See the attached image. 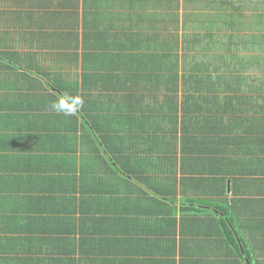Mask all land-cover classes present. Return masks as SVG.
I'll list each match as a JSON object with an SVG mask.
<instances>
[{"label":"trees","instance_id":"1","mask_svg":"<svg viewBox=\"0 0 264 264\" xmlns=\"http://www.w3.org/2000/svg\"><path fill=\"white\" fill-rule=\"evenodd\" d=\"M64 1L52 13L55 30L43 33L49 37L38 47L56 46V53L9 58L0 52V70L7 71L0 73V84H19L20 89L8 84L7 92L25 91L20 102L36 97L42 113L30 109L27 116L42 119L46 133L34 145L28 141L35 138L25 136L21 141L27 148L12 161L0 158V186L16 187L19 176L34 173L21 162L25 155L47 153L57 167L52 180L61 190L78 183L72 158L80 160V167L91 163L100 176L119 171L117 155L125 152L136 166L152 167L140 181L156 198H181L183 221L190 222L191 213L204 215V206L221 214L197 223L211 233H183L186 224L180 218V235L200 237L195 240L201 245L186 253L194 259L183 253L179 264H264V180L249 178L264 176V0H84L81 32L78 12ZM169 28L180 34V46ZM79 59L80 72H72ZM11 101L16 106V100ZM54 101H63L70 114L49 108ZM137 117L151 119L155 126L136 127ZM158 129L166 133L153 136L150 144L138 137ZM176 144L183 173H191L188 165L204 173L224 161L228 175L236 176L234 183L250 180L261 186L258 198L239 199L232 190L227 199L223 188L213 191L206 183L201 192L203 180L179 179ZM143 153L148 157H132ZM156 157L162 164L153 161ZM29 164L37 166V159H29ZM158 165L167 170L156 174ZM239 203L251 219L239 218ZM171 214L161 222L166 231L177 228ZM171 244L174 248V241Z\"/></svg>","mask_w":264,"mask_h":264},{"label":"crops","instance_id":"2","mask_svg":"<svg viewBox=\"0 0 264 264\" xmlns=\"http://www.w3.org/2000/svg\"><path fill=\"white\" fill-rule=\"evenodd\" d=\"M59 3L61 0H0V52L7 53L9 58L16 54L24 56L39 52L43 56L46 52L49 55L52 51L56 53V46L54 50L52 45L46 43L44 48L38 47L49 37L43 33L56 28L52 27V23H57L52 13L56 12ZM64 3L78 12L77 22L81 32L82 14L86 9L84 0H65ZM131 24L133 27V22ZM36 60L38 64L42 63L40 56ZM7 63L10 66L19 65L14 61ZM74 71L80 72V59L77 67L72 69ZM6 72L0 70L1 74ZM6 81V84H0V118L4 120L0 122L5 127L0 130V138L4 137V141L0 142V158L2 161H12L16 155H21L22 149L27 148L21 141L27 138L25 136L32 135L35 139L27 141L34 145L35 142L40 144L46 133L40 126L42 119L27 116L30 109L42 113V104L36 101L35 96L30 102H20V95L26 92H7L9 85L19 89L20 85L10 84L13 80ZM11 98L16 100V106H13ZM154 113L145 112V115ZM133 122L136 127L142 126L144 129L155 126L151 119L137 117ZM49 126L52 127V124ZM128 126H131L130 123ZM146 132L148 135L138 136L139 139L144 138L146 144L151 143L153 136L160 137L166 133L164 129ZM156 144L161 154L163 149L159 140ZM117 156L122 162L120 170L113 174L100 172V176L95 173L91 163L80 167V160L72 158L76 164L78 183L75 187L66 186L57 190L56 181L52 180V176L57 175V167L52 164L51 157L48 158L47 153L39 157L25 155L21 162L31 167L34 173L19 176L16 187L0 186V264H179L183 253L184 258L194 259V256L186 253H193L196 246L201 245L195 240L200 237L180 235V218L183 221L180 213L181 198L172 202L156 198L145 183L140 181L148 177L152 167L145 164L136 166L126 159L125 152ZM175 156L177 177L203 180L201 192L206 183H211L215 189L213 191L223 188L227 199L232 198V190L236 192L234 197L239 199L253 200L259 196L261 186L257 183L247 180L242 185L235 181V185L236 176L228 175L229 169L224 161L204 173L202 169L199 173V167L188 165L187 169L191 173L186 174L182 172L180 164L179 144H176ZM132 157L146 158L148 155L143 153ZM29 159L32 162L37 159L38 165L31 166ZM153 161L162 164L158 157ZM53 162L56 163V158ZM109 164L113 165L112 161ZM175 167L172 166L171 170ZM165 170L163 165L154 167L156 174ZM249 178L253 181L264 180V176ZM214 206L218 207L217 203ZM236 209L241 220L252 218L249 215L246 217L244 212L248 210L243 209L241 203ZM203 210L204 215L194 217L191 213L190 222L183 221L186 224L183 233H211L206 226L197 223H202V220L211 221L221 214L214 207L204 206ZM171 212L175 214L177 228L166 231L161 222L165 218L170 219ZM157 233L168 234L157 236Z\"/></svg>","mask_w":264,"mask_h":264},{"label":"clouds","instance_id":"3","mask_svg":"<svg viewBox=\"0 0 264 264\" xmlns=\"http://www.w3.org/2000/svg\"><path fill=\"white\" fill-rule=\"evenodd\" d=\"M76 103H77V105H79L81 103V101L77 100ZM50 108L53 111H56V112H63L66 115L70 114L68 108L65 106L63 101H54V102H52L50 104Z\"/></svg>","mask_w":264,"mask_h":264},{"label":"rangeland","instance_id":"4","mask_svg":"<svg viewBox=\"0 0 264 264\" xmlns=\"http://www.w3.org/2000/svg\"><path fill=\"white\" fill-rule=\"evenodd\" d=\"M169 33L173 35L174 38H176V41H177V44L178 46H180V38H178V35L180 34H176L172 28H169ZM181 53V50H179V54ZM253 227H255L256 225L255 224H252ZM258 233V232H257Z\"/></svg>","mask_w":264,"mask_h":264}]
</instances>
